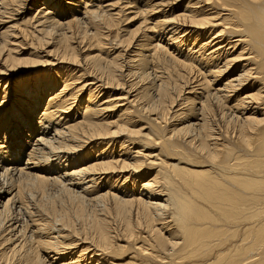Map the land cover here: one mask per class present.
<instances>
[{"label":"bare ground","instance_id":"1","mask_svg":"<svg viewBox=\"0 0 264 264\" xmlns=\"http://www.w3.org/2000/svg\"><path fill=\"white\" fill-rule=\"evenodd\" d=\"M0 264H264V0H0Z\"/></svg>","mask_w":264,"mask_h":264}]
</instances>
